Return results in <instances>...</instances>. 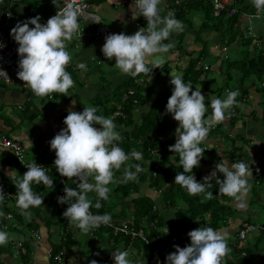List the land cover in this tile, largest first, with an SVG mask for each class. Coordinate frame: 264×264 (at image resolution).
<instances>
[{"label":"clouds","instance_id":"clouds-1","mask_svg":"<svg viewBox=\"0 0 264 264\" xmlns=\"http://www.w3.org/2000/svg\"><path fill=\"white\" fill-rule=\"evenodd\" d=\"M160 3L161 0H133L130 5L132 20L143 17L147 26L132 35L120 33L105 37L101 51L108 61L115 60L114 67L122 74L136 77L159 68L156 65L150 68L146 61L150 56L171 49L174 45L164 44L163 41L173 32L183 31V24L175 18L173 12L169 11L161 17L158 8ZM251 4L257 14L264 12V0H251ZM80 12L79 7L68 3L49 18L46 24L40 23L41 17L36 16L17 22L11 29L10 35L18 45L17 78L35 96L66 94L73 86L74 81L66 71V66L72 59L66 50V41H71L79 32ZM4 47L0 42V49ZM77 67L87 69L83 62L78 63ZM0 76L9 79L6 71L0 70ZM170 84L173 90L167 101L165 114H170L179 126L175 130V143L168 151L178 154L179 166L183 169L176 174L174 183L184 188L189 195L204 194V199L208 200L213 198V193L206 189L212 186L211 181L215 179L219 185L218 194L240 200V194L249 190L248 178L253 175L249 164H230L228 159H223L215 165V170L210 175L204 177L202 183L193 174V169L199 167L205 152L199 145L213 126L230 118L229 110L237 104L239 91L230 90L223 99L212 95V111L205 118L209 105L200 88L192 91L191 82L185 83L179 74L171 76ZM97 112L98 109L93 106L84 107L82 112L70 108L63 121L66 127L50 141V148L56 156L55 170L67 180L74 179L76 184L75 188L66 184L65 195L58 197L59 204L68 205L63 217L84 234L111 221L109 214H93L90 211L93 203L89 193L96 194L94 207L100 209V201L109 198L108 186L114 182V172L120 170L130 159L142 160V153L139 151L125 153L117 143L122 140V136L113 119L97 115ZM133 167L135 171L131 170ZM26 168L22 178L15 183V197L21 214L30 216L28 209L43 205L44 200V197L32 190V184L53 188V179L46 174L45 167L35 162ZM142 170L139 164L125 167L124 182L136 180L137 174ZM217 173L223 176L222 180L217 178ZM4 199L3 187L0 186V203ZM240 207L244 205L240 204ZM188 237L190 244L183 248L174 246L175 251L166 257L167 264H222L223 258L231 251L226 236L211 227L194 229L188 233ZM8 240L9 234L0 231V246L5 245ZM128 256L127 251L112 252L114 264H131ZM90 264H97V261L92 260Z\"/></svg>","mask_w":264,"mask_h":264},{"label":"trees","instance_id":"trees-1","mask_svg":"<svg viewBox=\"0 0 264 264\" xmlns=\"http://www.w3.org/2000/svg\"><path fill=\"white\" fill-rule=\"evenodd\" d=\"M212 1L213 0H187L184 4L174 8L175 11H173V13L175 18L186 28H190L193 15H196L198 11L203 14V18L200 20L196 29L198 33L194 36V40L201 43V49L194 53L195 57L192 58L189 55L186 64L183 67H179L180 75L185 83L191 82L193 88L199 86L200 89H203L205 87L204 83L207 72L202 69L201 61L207 57V51L205 48V41H201L199 38L201 33L214 32L219 34L224 46H228L238 41L239 45L236 50L238 56L232 58L225 57L223 60L222 83L221 87L217 88L218 90L224 91H239V95L236 98L237 104L229 110L231 116L226 120L229 127H232L238 120H240V116L238 115V104L246 91L240 90L239 88L249 81L259 97L261 115L262 119H264V45L261 47L253 46V43L261 39L262 36L253 39L251 35L246 32V18L244 14H242V10L238 4L240 0L235 1L234 4L231 3L226 6L224 10L219 12L217 17L212 16ZM248 1L247 12L253 13L256 9L252 6L251 0ZM28 5L32 7L35 3L29 2ZM231 7H235V13L229 16L228 11ZM5 8L6 2L0 3L1 18L3 17ZM27 17L28 19L34 18L32 15H28ZM143 21L146 22L144 18L142 19V22ZM185 34L184 31L173 32L167 40L163 41V43L173 44L174 46L170 49L172 51L180 50L183 47ZM154 65L159 68L153 69L152 72L147 74L141 73L136 77L130 76L128 79L122 81L116 87L111 89L109 95H96L90 102L91 106L98 109L97 115L111 118V115L114 112H120V116L111 118L117 126V131L120 132L122 136V140L117 143L126 154H130L132 150L142 153V160L136 161L135 159H130L121 167V171L124 172L125 167L139 164L143 170L137 174V179L124 182V175L117 177L114 182L111 183L114 185L111 189L113 194L121 199L127 198L130 195L137 193V189L135 188L136 182L138 183L145 180L149 188L153 190L164 205L173 212L177 224L179 225V229L174 233L163 236L160 232L162 219L154 211V201L147 196H138L130 201V212L133 219L129 224L134 228L142 229L144 236L146 237V244L139 240L135 241H137L139 247L147 253L148 264H150L151 250L154 248L158 249L163 259H166L167 255L175 251L174 246L178 245L177 242L170 241L172 236L184 240L186 242L185 246L190 244L188 234L182 232L183 224L195 223L198 228L203 226L211 227L214 230L227 226V221L232 215L230 202L233 199V197L218 194L219 185L216 183L215 179L211 181L212 186L206 189V191L213 193V198L208 200L204 199V194L196 196L189 195L184 188L174 183L176 174L182 172L183 169L179 166L178 154L168 151L169 147L175 143V130L179 126L178 122H176L170 114H165L167 101L172 94L173 86L171 85L169 90L153 97L149 103L147 99L148 94L152 92L154 84H161V81H163V79H165L170 73L171 68L167 63L148 64L150 68ZM129 92L132 94L128 95ZM125 95L128 96L124 99ZM59 97H62L60 93H52V99L57 100ZM133 100L135 103H133ZM142 107H146L145 112L142 111L143 113H139L137 122H134L136 111ZM82 111L83 108L77 104L76 112ZM67 114L68 112L63 113L58 117L61 129L66 127L63 121ZM208 115H210L209 110L205 114V118H207ZM213 132L216 133V135L218 134L219 136L224 137L225 141L228 142L229 149L225 152V155H228L229 159L237 160V152L240 151V147L235 146V140H243V137L236 136L227 138L226 132L222 130L220 125H217ZM153 150L159 151L158 159L150 155V151ZM204 150L205 152L199 167L193 169V174L195 175L196 180L201 183L206 176L201 175L200 167L207 165L211 156V150ZM43 161L47 160H44L42 156H38L37 159L34 160L36 163ZM50 161L51 160H48V162ZM1 167L6 168L7 171L14 172V181L10 182L7 178L1 176ZM131 170L135 171V168L133 167ZM25 172L26 171L11 152L0 149V186L3 187V190L11 191L16 195L17 189L15 183L18 179L22 178L21 176H23ZM252 173V197L250 202L258 203L264 209V204H260L259 201V191L256 189V186H264V159L259 160L258 163L253 166ZM46 174L53 179V188L43 184H32V190L44 197V200L43 205L28 209V212L31 213L29 216L31 217L30 219L28 216L22 215L17 206H15V210H8L6 208L7 206L2 207L1 210L3 213L11 212L14 217L7 230L18 231L16 227L17 225H13L15 222L21 223L23 220H25V223L22 224L27 232L35 230L38 228V225L35 223L34 218L40 219L46 228H49L51 225L58 226L59 231L62 233L60 241L57 244L51 245L50 257L48 259L51 264H57L59 262L53 258L59 255L61 262L64 257L63 251L68 249L72 243L69 234L66 232V224L68 223V220H63V212L68 205H66L65 209L60 210L57 208V202L53 200V197L58 188V179L52 168H50ZM217 178L222 180L223 176L217 173ZM65 179L69 187H76L74 179ZM96 199L97 198L93 199V207L90 211L93 214L111 215V207H113V205L110 206L106 203L108 201L101 200L100 203L102 207L96 209L94 207ZM9 202H14V200H10ZM43 210L49 212L47 218H40V214ZM111 221L115 222L112 216ZM149 224H152L153 227L149 228ZM242 224L243 223L237 227V230ZM0 231H2V229H0ZM100 231L107 232L108 236L112 237L114 240L122 238L125 242L128 241L127 238L120 235L112 236L109 231L104 228L97 229L94 232ZM20 233H22L21 229ZM22 236H24V232ZM249 237H251L248 239L249 241L245 240L243 247L237 249L235 247L237 243L235 233L232 234L230 241L227 242L231 251L223 258L222 264H264V230L255 232ZM22 245L25 246L26 244L22 242ZM240 252H243L244 256H240ZM25 256L26 255L24 254L22 255L23 258Z\"/></svg>","mask_w":264,"mask_h":264},{"label":"crops","instance_id":"crops-1","mask_svg":"<svg viewBox=\"0 0 264 264\" xmlns=\"http://www.w3.org/2000/svg\"><path fill=\"white\" fill-rule=\"evenodd\" d=\"M172 1L173 0H161L158 8H162L163 11H166L167 13L169 11L173 12L175 9L171 6ZM29 2H34L35 5L30 7L28 5ZM87 2L89 3L88 13L96 16L97 20L93 22H91L90 19L80 20V22L78 21L84 26H87L90 31H86L85 33L84 28L81 27L83 25H80L82 32L76 34L71 41H66V50L72 57L70 63L66 66V71L71 75L74 81L73 86L70 88L72 94H61L62 97L57 99L58 106L55 107L56 110L54 111L52 109L51 112L48 109L43 111L44 107H41L40 105H37V107L30 103L32 98L29 96L33 95L28 92L25 93V90L22 88V84L24 83L17 78V73L12 77L7 90L3 91L0 89V103L7 105L13 101L17 110L21 113H27L28 120L34 123L33 131H30L28 128L21 127L20 133H18V135H13L10 134L11 126L8 124V122L12 119L9 117H3L0 114V135L3 134L6 137L18 141L22 147V155L24 153V149H29V147L34 148L33 156L30 161H26L23 156V160L27 163L33 162L38 156H42L44 160H51L45 152L50 147L51 139L62 130L58 122V117L63 113H67L70 108L71 110L76 111L77 104L83 108L79 99L89 98L91 101V99L96 95L107 96L109 95L111 89L130 77L122 74L114 67V59L112 61L106 60L104 62L100 55L102 53L101 49L105 43L106 36L120 33L132 35L140 28L146 27L147 22H142L143 17L132 20L130 5L133 3V0H87ZM238 4L244 16L246 13H249L247 12V6L249 4L248 0H240ZM56 6L57 3L54 0H17L11 2L9 5L10 15L2 24L4 28L3 31L5 33H9L17 22L28 20V15H32L33 17L40 16L41 22L46 19L48 13L56 9ZM262 15H264V13H262ZM199 23L200 19L196 14L191 18L190 28H186L183 25V31L186 34L184 36L185 39L182 49L175 51L169 49L165 53H158L150 56L146 61L147 64L167 63L171 68L168 76L161 81L162 83L160 82L161 84H154L152 92H150L147 96L148 103L156 95L169 90L171 87V76H173L176 71H180L179 67H183L186 64L189 55L193 58L195 57L193 53H196L201 49V43L194 42L196 41L194 40L195 31ZM96 27L106 28L108 30L107 35L102 39L96 38L94 36ZM253 35H257L258 37L262 36V38L258 40L259 45L257 46H263L264 19L252 21L251 37ZM204 41L207 51L206 56L208 59L212 60L213 63L208 64L204 60L206 58L205 57L203 61H201V64L207 65L209 69L206 70V72L213 73V76L220 77L222 83L223 60L225 57L228 58L230 56H238V52L236 50L239 43L238 41L234 42V44L230 46L229 50L227 49L225 54V52H221L224 47L222 46L223 42L219 34L214 32L207 33ZM221 53L223 56H221ZM81 62L86 64V70H81L77 67V64ZM74 74L77 75L74 77ZM75 78H77L78 81ZM1 85L4 84H0V86ZM204 86L205 87L201 89V92L206 97V103L209 105L208 110L211 114V96L215 95L217 98L223 99L228 91L218 90L214 85V79L212 76L210 78L206 77ZM196 88H199V86L193 88L192 91H195ZM239 89L246 91L238 104V115L240 116V120H238L232 127H229L227 120L217 124L221 126L224 132H226L227 138L236 136L243 137V140H235V146L240 147V151L237 152L238 159L232 160L228 158V155H225V152L229 149V144L225 141L224 137H221L218 134L216 135V133L213 132L217 126L215 125L211 128L205 140L200 144L201 148L211 150L209 163L200 167L201 175H210V173L215 170V165L223 159H228L230 164L233 162H244L249 164L251 169L258 163L259 160L264 159V119H262L261 115L259 97L255 93L254 88L251 86L250 81L243 84ZM48 100L52 101L54 99H52L51 96ZM72 101L74 105L72 104ZM145 110L146 107H142L136 111L134 122H137L139 113L142 111L145 112ZM42 137L46 139L44 147H42V145H37L38 139ZM1 171V176L3 178H7L10 182L14 181L13 171H7L4 167H1ZM123 175L124 172H122L121 169L116 170V172H114V180ZM248 186L249 190L246 193L240 194V200H236L234 197L231 200L230 206L232 208V215L227 221V226L216 230L226 236L227 242L230 241L232 234L236 233L237 227L241 223L264 224V221H254V217H257V212L253 209L251 205L252 203L250 202L252 197L251 176L248 178ZM108 187L110 188V192L109 198L106 200L108 202L106 203L110 206L113 205V207H111L110 216L113 217L115 222L131 223L133 217L130 212V201L138 196H147L154 201V211L162 219V226L160 229L161 234L163 236L171 235L179 229V225L177 224L173 212L168 209L159 199L158 195L149 188L145 180L138 183L136 182L135 188L137 189V193L124 199L118 198L115 194H113L111 190L114 187L113 184ZM89 198L93 201V199L97 197L95 193H89ZM259 201L260 204H264V186L259 193ZM14 202H9L6 205L7 207H5L8 210H15L16 200H14ZM240 204H243L244 207H240ZM48 215L49 212L47 210H43L40 214V218H47ZM28 218L30 219L31 217L28 216ZM34 219L38 228L29 231L30 235L28 233H24V236L21 238L22 242L26 244V247H23L26 250L24 254L26 256L23 258L22 255H14L10 245L12 242L8 241L5 245L0 246V264H51L48 261V250L51 248V245L57 244L60 241L62 233L59 231L58 226L51 225L49 228H46L40 219ZM9 223L12 222H8V225ZM21 223L15 222L13 225H17L16 227L18 231L5 230V232L20 234V229L23 227L25 222L23 224ZM66 228V232L69 234L72 243L68 249L63 251V260L57 264H90L92 260H96L97 264H114L112 252L115 250L127 251L129 253L128 259L131 261V264H148L147 253L139 247V243L135 240L127 242H125L122 238L114 240L112 237L108 236V233L105 231L88 232L87 234H84L78 228L70 224L69 221L66 224ZM197 228L198 227L195 223L183 224L182 232L188 234L190 231ZM31 232H35L39 237V240L34 238L31 235ZM89 245L92 247H89ZM90 248H92L93 251H91Z\"/></svg>","mask_w":264,"mask_h":264},{"label":"built area","instance_id":"built-area-1","mask_svg":"<svg viewBox=\"0 0 264 264\" xmlns=\"http://www.w3.org/2000/svg\"><path fill=\"white\" fill-rule=\"evenodd\" d=\"M17 0H0V3H4L6 2V8L4 10L3 13V17H0V42H2L5 47L3 49H0V70L6 71L8 74L9 79L0 76V84H9L11 82L12 77L18 72V61H19V56L17 53V49H18V45L16 44V42L14 41V39L11 37L10 32L9 33H5L3 31V23L8 19L9 15H10V9H9V5L11 2H14ZM57 3L56 9H54V11H51L50 13H48L47 17L45 20L41 21L40 23L42 24H46L47 20L51 17H53L54 15H56V12H59L60 10H62L64 7H66V5L68 3H73L75 6L79 7L81 12H80V19L81 20H87L90 19L91 22L96 21L97 17L88 13L89 12V3L87 2V0H54ZM185 1L187 0H173L172 1V8H175L179 5H182L185 3ZM235 1L237 0H213L212 1V16L213 17H217L219 12H221L222 10L225 9L226 6H228L231 3H235ZM235 13V7H231L230 10L228 11V15H233ZM245 18H246V32L251 35V22L252 21H259L264 19V15L257 14L256 10L253 13L250 14H245ZM30 27H32L30 25ZM82 32V28H79V32ZM108 33V30L106 28L103 27H96L95 31H94V36L98 39H102L104 38ZM202 69L203 70H208V66L207 65H202ZM22 88L25 90V93L28 92L30 94H32L33 96L34 93L24 84H22ZM132 93L129 92L128 95H131ZM125 95L124 99L128 96ZM51 94L44 96L48 99L51 98ZM37 97V96H35ZM41 97V98H44ZM133 103H135V101L133 100ZM20 108V107H18ZM120 112H114L111 115V118L116 117V116H120ZM0 149L1 150H7L9 152H11L13 154V156L16 158V160L19 162V164L23 167V169L25 171H27L26 166L29 164L34 163H27L23 160V155H22V147L20 145V143L14 139H11L9 137H6L5 135H0ZM45 154L51 158V161L48 162L47 161H43V162H39L37 163L38 165H41L43 167L46 168V173L49 171L50 168L54 169L55 175L58 179V188L56 190V193L53 197V200L56 201V206L58 209H65L67 204H59L58 203V197H63L65 195L64 193V187L67 184L66 183V179L65 177H61L59 175V173L55 170V166H54V161H55V152L53 150H51V148L49 147L47 149V151L45 152ZM150 155L154 156L156 159L159 158V151L158 150H153L150 151ZM36 163V162H35ZM68 186V185H67ZM4 194H5V199L3 201V203H0V213L2 212V207H5L8 202L10 200H16L15 194L11 191H7V190H3ZM70 203V202H68ZM14 219L13 215L10 212H6L3 213L2 215H0V228L2 230H7L8 229V222H12ZM63 220H67L63 217ZM148 227L152 228V224H149ZM107 229L109 231V233L112 236H122L128 239V241H132V240H139L141 242H143L144 244L147 243L146 241V237L144 236V233L142 231V229L140 228H134L133 226H131L128 222H112L110 221L109 224L107 225H101L98 228L92 229L89 232H94L97 229ZM264 230V224H256V223H244L241 225V227L236 231L235 233V238H236V248L237 249H241L244 245V241L250 236L253 235L255 232L258 231H262ZM31 235L36 238L37 240H39V237L37 236V234L35 232H31ZM170 241L172 242H177V245L179 247H184L186 245V242L182 239H178L176 236H172L170 238ZM11 248L12 251L14 252V255H23L25 254L26 250L23 248L24 246L22 245L21 241H15L14 243H11ZM240 256H244L243 252H240ZM50 257V249L48 250V258ZM54 260H56L57 262H60V256L57 255L53 258ZM150 264H167L166 259H163L158 251V249H152L151 250V256H150Z\"/></svg>","mask_w":264,"mask_h":264},{"label":"rangeland","instance_id":"rangeland-1","mask_svg":"<svg viewBox=\"0 0 264 264\" xmlns=\"http://www.w3.org/2000/svg\"><path fill=\"white\" fill-rule=\"evenodd\" d=\"M159 10H160L161 17L167 15L166 14L167 12L166 11H163L162 8H159ZM197 15H198V18L200 20L203 18V14L201 12L198 11L197 12ZM80 25H83V24H80ZM81 27L84 28L85 33H86V31H90V30H88L89 28L87 26H84L83 25ZM196 33H198V32L196 31L195 32V35H196ZM206 34L207 33H201L199 35V38H200L201 41H204L205 40ZM257 37H258L257 35L256 36H254V35L252 36V38H254V39L257 38ZM184 39H185V37H184ZM194 42L197 43V41H194ZM253 44H254L253 46H257V45H259V42L257 41V42H255ZM231 45L232 44H230L228 46H224V43H223L222 46L224 48L222 49L223 51H221V52L222 53L225 52V54H226L227 49L229 50V48H230ZM222 53H221V56H223ZM100 55H101V59H103L104 62H105L107 59L104 57L103 53H101ZM229 56H230V54H229ZM229 58H232V57L230 56ZM204 60L208 64L213 63V61L210 60V59H208L207 57ZM176 74H179L180 75V71H176L174 73V75H176ZM76 75L77 74H74L73 76L75 77ZM211 76L214 79V85L216 86V88H220L221 87V79H220V77L213 76V73H210V72L209 73L208 72L206 73V77L207 78H210ZM75 79L78 81L77 78H75ZM8 88H9V84L8 85L6 84V85H1L0 86V89L3 90V91L4 90H7ZM67 94H69V95L72 94L71 93V89L69 91H67ZM66 96H68V95H66ZM29 97L32 98L30 103L33 104V105H35V106L40 105L41 107H44L43 111H46L45 109H48L49 111L52 112V109L55 111L56 110L55 107L58 106V101L57 100L56 101L55 100L50 101V100H48L46 98H37V97H34V96H29ZM79 100L81 101V104H82L83 108L86 107V106H91L89 104V102H91L89 98H85V99L84 98H81ZM0 106H1L0 107V114L3 117H9V118L12 119V120H10L8 122V124L11 126L10 127V129H11L10 134L18 135V133H20V128L21 127L28 128L30 131H33V125H34V123L33 122H30L28 120L27 113H21L19 110H17L16 105L13 103V101H12V103H8L7 105L6 104L4 105V104L0 103ZM44 114H46V113H44ZM45 144H46V139L45 138L42 137V138H39L38 139V141H37V145L38 146H41L42 145V147H44ZM33 152H34V148H32V147L31 148L29 147V149H24L23 156H24V158H25L26 161H30V159L33 156ZM109 186H111V184ZM256 189L260 193L261 192V189H262V186H260V187L259 186H256ZM251 205H252L253 209L257 212V217H254L255 218L254 221L255 222H262V221H264V209L261 207V205L255 203V202H253ZM24 222H25V220L22 221V223H24ZM21 231L24 232V233H28L29 234V232H27V230L25 229L24 226L21 228ZM7 233L9 234V240H8L9 242L11 241L12 243H14L15 241H18V240L20 241L21 238H22V233H20V234H18V233H10V232H7ZM250 238L251 237H248L246 240L249 241L248 239H250ZM89 247H92V246L89 245ZM90 250L93 251L92 248H90ZM92 257H93V254H92Z\"/></svg>","mask_w":264,"mask_h":264},{"label":"water","instance_id":"water-1","mask_svg":"<svg viewBox=\"0 0 264 264\" xmlns=\"http://www.w3.org/2000/svg\"><path fill=\"white\" fill-rule=\"evenodd\" d=\"M79 22H80V20H79Z\"/></svg>","mask_w":264,"mask_h":264}]
</instances>
